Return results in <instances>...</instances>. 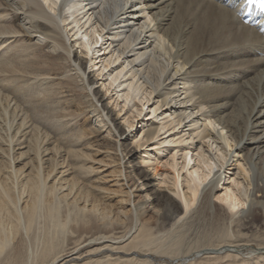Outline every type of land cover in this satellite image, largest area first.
<instances>
[{
  "label": "bare ground",
  "instance_id": "obj_1",
  "mask_svg": "<svg viewBox=\"0 0 264 264\" xmlns=\"http://www.w3.org/2000/svg\"><path fill=\"white\" fill-rule=\"evenodd\" d=\"M237 2L0 0V46L11 39L35 46L31 60L16 51L13 64L0 68V264H156L153 252L163 244L155 230L177 229L203 208L224 210L223 202L232 219L264 216V33L244 22ZM104 31L109 52L102 50ZM118 60L123 69L113 75ZM99 63L96 76L90 69ZM105 71L110 78L103 84L125 98V108L143 91L142 105L153 96L154 112L167 115L161 126L135 136L133 147L126 127L143 109L122 123L108 93L95 87ZM45 84L48 98L27 93ZM56 97L62 110L46 113L43 104ZM50 118L60 132L78 123L77 140L92 151L72 149L77 137L55 138L46 128ZM162 130L184 132L199 156L200 165L191 167L186 148L187 175L172 164L174 171L162 179L179 201L158 186L156 155L140 150ZM98 154L115 155L113 186L125 191L106 188L104 176L87 177L110 164ZM145 161L158 164L155 172ZM87 164L85 182L75 168ZM230 170L237 174L235 186L222 193ZM134 188L142 194L137 200ZM150 210L154 226L146 219ZM251 240L239 234L196 253L207 254L205 262L249 264L244 249ZM260 244L250 252L264 259Z\"/></svg>",
  "mask_w": 264,
  "mask_h": 264
},
{
  "label": "rangeland",
  "instance_id": "obj_2",
  "mask_svg": "<svg viewBox=\"0 0 264 264\" xmlns=\"http://www.w3.org/2000/svg\"><path fill=\"white\" fill-rule=\"evenodd\" d=\"M147 19H148V16H147ZM105 33H107V31H104L103 37L107 38ZM69 34L73 35L74 33L70 30ZM71 38H72L71 40L76 39L75 36L74 37L71 36ZM11 40H8L7 43L0 46V65H1L0 68H3V65H5L6 63L13 64V62H12L13 56H14L16 51L18 53L20 52L19 55H23V58L27 56L26 59H28V60L32 59V58H30V56L33 57L32 53H31V49L33 50L35 48V46H32V47L29 46V49H27L26 47L22 46L23 40H14V39H11ZM25 42H26V40L24 41V43ZM106 42H108V45H104L102 47V48H104V49H102L103 52L104 51L109 52L111 50L109 48L110 41L108 38L106 39ZM20 44H21V46H20ZM14 46H15V48H14ZM76 48H78L79 52L82 53L79 45H77ZM100 49L101 48H97V50H100ZM8 50H10L11 53ZM19 50H22V51H19ZM28 52H30L31 54ZM5 53H7V55H4ZM29 54H30V56H29ZM8 55H9V57H8ZM11 55H13L12 59L10 58ZM110 55H111V53L107 56L108 59L111 57ZM89 64L93 65L94 63L92 62ZM101 66H102L101 63H99V67L95 66L96 68H91L90 70L94 71L96 76H99L98 71H99V68ZM102 69L103 68H101L100 70H102ZM111 69H112L113 75L116 74L118 72V70L119 71L122 70L123 68H122L121 61L118 60L115 63H113L111 65ZM1 75H2V73L0 72V85H1L0 90H2V91H0V93L2 94L3 93V87H2L1 82L3 81V78ZM105 75H104V78L102 76L98 77L99 82L97 85H95V87L97 86V89H100V88L102 90L104 89L103 92L108 93L107 88L105 87L104 84L105 83L108 84V82H109L108 79L110 78V76H108L107 71H105ZM128 82L129 81H127V83ZM127 83H126V85H127ZM47 84L41 85V86H45L44 88L46 89V85H47V87H49V85H51L49 83H47ZM126 85H124V88H123L124 90H125ZM39 86L40 85H34V88L28 87L27 93L29 94V96L32 97L33 99H35V98H38V95L40 96V94H41L42 98H44V96L46 98H48L47 97L48 92H46V91H49L50 89L47 88L45 90L43 87H41V86L39 87ZM36 92H38V93H36ZM124 92L125 91H123L122 93H124ZM36 94H37V96H36ZM58 96L60 97V95H58ZM108 96H109V99H108L109 102L112 101V103H111L112 105L110 104L111 107L117 109L116 110L117 113H119V112L121 113V114L119 113L120 120H122V123H124L125 125H126V122H125L126 115L127 116L134 115L133 112H136L137 108L143 109L142 114L134 119V126L130 127V129L128 127H126V130L128 131L127 134L129 136H131L132 138H134L137 135L140 137L144 130L149 129V128H155V127H157V125L161 126L163 122H167V119H166L167 115L161 114L162 109L158 110L157 113L154 112V109L156 107V103L154 104V101H156V100H153V96L149 97V98H152L150 101H148V99H145L144 100L145 105H142L141 100H143L146 97V95L144 94L143 91L138 95V97H134L133 100H130L131 103H128L126 108H125V98L124 97L123 98L118 97V94L116 91L113 93L109 92L107 94V97ZM117 104H119V105L117 106ZM42 108L45 110V112L46 111L52 112V111H59V110L61 111L63 108V103H60V100L56 97L55 102H51L50 104H43ZM121 109H123V111H120ZM55 122H56L55 118L54 119L50 118V120L46 119V122H45L46 126H48V127H46L47 130L50 131L55 136V138L58 139V137H61L60 139L63 138L62 140L66 139V141H68V140L70 141L71 138L77 137L76 139H74V141L72 140V142H76L75 143L76 146H74V147L72 146L71 147L72 149L79 150V151H82L84 153H88V152L92 151L89 143L87 145L84 144V143H86L83 141L84 138L82 139L83 142H81L80 140L78 142L77 139L80 138V136H79L80 127H79L78 123L74 122L75 125H72L73 123H71L70 126L68 125V126L64 127L63 131L61 130V132H60V130H57L56 126H54ZM56 125H57V122H56ZM166 130H162L159 133V136H157V138H155L153 141H151L149 143L150 146L146 145V146L142 147L140 150L143 153H144V151H148V152L152 153V155L153 154L156 155V157L158 158V160L160 162L159 163V171L161 174L160 176L159 175L157 176V179H158L157 184H158V186H161L164 191L176 196V198L179 201L180 198L177 197V195L169 189L172 187V185L161 183L162 179H164L163 177L166 176L167 172L170 173V172L174 171V169L171 166L172 164H176L178 169L180 171L182 170L181 174L183 177L187 175V171H186L187 169H183V166L185 165V162H184L185 158L184 157L186 155V153H185L186 148L190 149L189 151H190V154L192 155V158H193L191 167H193V165H194V167L196 166V168H197L200 165L199 156H198V152H197L196 148L192 146L193 143L192 144H189L190 142L187 143L188 139H185L187 137L184 136V132H180V131L178 132L177 130H176L177 132H175L174 130H171L170 132L165 134ZM0 131H1L0 136L1 137L4 136V129L0 128ZM174 133H176V134L174 135ZM169 134H172V135L169 137L168 136ZM75 135H77V136H75ZM181 136H184V137H181ZM65 137H68V139ZM171 138H173V139L179 138V140L182 143L181 142H175V143L171 142V140H173ZM167 139H170V140L168 141ZM92 140H91V142H92ZM134 141H135V138L133 140H131V142H129L131 144L130 147L134 146V143H132ZM163 141H166V142H163ZM199 142H200V140L196 141V144L198 145V147L201 146L199 144ZM196 144H195V146L197 147ZM174 154H176L175 160L173 158ZM96 159L107 160L106 163H108V161H109L110 164H107L103 168H100L99 171H97L96 173H92L90 176H87L88 175V170H87L88 164H87L86 168H75V174H77L81 178V180L85 181V182H88V180H86L87 177L92 178V179L94 178L93 179L94 181L95 180L98 181L99 177L104 176L106 188H112V189L115 188L121 192L125 191V189H123L122 186H120V185H117V186L114 185L113 186V183L116 182L115 179L119 177V175L116 174L115 172L114 173L111 172L115 168H118V165H119V162L115 161V155H114V158H105L104 156L98 154V155H96ZM125 161H127V160H125ZM125 161H123V163ZM74 165H75V163H74ZM143 165L146 168L147 167L150 168L149 165H152L151 170L153 172H155L153 167H155L158 164H155V163L153 164V163H149L148 161H145L143 163ZM235 171L238 172L237 169ZM162 172H163L164 176L162 175ZM227 172H228L226 174L227 179H226L224 184L222 183V186L220 188L222 193H224L228 187H234L235 186V183L233 180H234V177H237L236 176L237 174L235 175V172L233 170L232 171L230 170ZM134 191L136 192V200H137V199H139V197L142 194L136 188H134ZM215 200L219 201L217 198ZM219 203L224 206V210L217 208L215 211H211L209 209V207H207L205 209L203 208L202 211H200L199 213L194 214L192 216L189 215V217L182 219L180 222L179 228H177V229H175V228L173 230L167 229L166 231H161L160 233L158 232V230H155V232L158 233L157 235L162 240L161 244H163L158 249L159 252H153L154 254L152 255V259L155 258L154 261L156 262V264H187V263L188 264H241L240 261L239 262L236 261L237 262L236 263L232 260H228V261H224V262L221 261L222 263H216L214 261H207L208 262L207 263V262H205L207 260L206 259L207 254H205L204 251H203L204 254H202V255H199L198 253H196V251H199V250L202 251V250L206 249V247H208L207 245H209V244H217V243L222 242V241L223 242H226V241L229 242L232 240H236L237 235H239V234L246 235L247 239H252L251 241H249L250 246H248L244 249V255H245L244 257H246L245 259H247V258L251 259V260H248V261H250L249 264H252V263L253 264L254 263L255 264H264L263 258L257 259L254 256H252L253 253L250 252V251L254 250L255 248H258L259 247L258 244H260V243H261L260 244L261 246H264V216L257 214L254 216V218H252L250 220H246V219L244 220L243 218H239V215H237L232 219L228 204H224L223 202H219ZM155 218H156L155 214H153L152 210H150L147 213L146 219L149 220V223L151 226L155 225V221H156ZM223 255H225V254H223Z\"/></svg>",
  "mask_w": 264,
  "mask_h": 264
},
{
  "label": "snow or ice",
  "instance_id": "obj_3",
  "mask_svg": "<svg viewBox=\"0 0 264 264\" xmlns=\"http://www.w3.org/2000/svg\"><path fill=\"white\" fill-rule=\"evenodd\" d=\"M251 2V0H250ZM262 7H264V0H260Z\"/></svg>",
  "mask_w": 264,
  "mask_h": 264
}]
</instances>
